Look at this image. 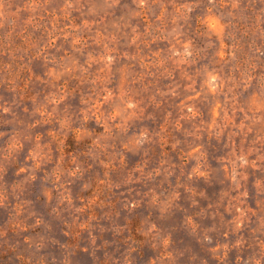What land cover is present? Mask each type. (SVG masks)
I'll list each match as a JSON object with an SVG mask.
<instances>
[{
	"label": "rangeland",
	"instance_id": "obj_1",
	"mask_svg": "<svg viewBox=\"0 0 264 264\" xmlns=\"http://www.w3.org/2000/svg\"><path fill=\"white\" fill-rule=\"evenodd\" d=\"M188 2L161 0L148 11L133 0H50L43 9L5 0L0 38L12 50L0 51V107L9 108L0 112V148L13 140L21 147L12 178L0 180V231L11 241L0 244V261L16 241L32 240L54 248L61 264L85 261V246L110 245L147 252L148 264L256 258L264 243V16H228L229 0H216L215 16L207 17V0H190L187 22L177 19ZM226 20L223 32L213 30ZM177 25L196 48L194 63L167 59L174 46L167 34ZM205 67L227 78L215 116L219 139L212 99H191ZM102 89L136 98L140 110L128 124L146 125L148 143L122 138L119 122L109 134L92 108ZM188 107L197 113L191 119ZM234 152L250 162L239 170L246 177L239 188L229 179ZM77 164L81 175L72 177ZM129 200L138 203L132 212L123 206ZM152 224L156 233L148 232ZM34 264L48 261L40 256ZM99 264H110L107 251Z\"/></svg>",
	"mask_w": 264,
	"mask_h": 264
},
{
	"label": "clouds",
	"instance_id": "obj_2",
	"mask_svg": "<svg viewBox=\"0 0 264 264\" xmlns=\"http://www.w3.org/2000/svg\"><path fill=\"white\" fill-rule=\"evenodd\" d=\"M63 2L65 6L70 4V0H63ZM117 2L118 0H112V3ZM133 2L136 3L140 9L151 11L152 7L157 5L158 2H161V0H133ZM229 2L231 10L227 13L228 16L235 15L237 17H245L249 21L252 20L253 17L264 16V0H229ZM32 3L34 5L38 4L40 8L43 9L45 5H50V0H32ZM207 3L210 7H207L206 16L214 17L215 13L213 9L216 7V0H207ZM193 7H195V5L189 0L188 3L183 5V8L186 9V11L178 10L179 16L177 19L183 18L185 22H187V13L191 12ZM4 14L5 0H0V29L4 28V23L2 22ZM217 24H219V21L214 23L213 30L223 32L225 28L230 26L231 21L226 20L223 25H219V29L216 27ZM182 26L183 25H177L172 27L171 32L167 34V36H171L174 41V46L169 50L171 55L167 56V59L176 63L177 66L194 63L196 55V48L194 47L192 40L184 32L180 31ZM167 36L165 39H167ZM9 45L10 41L0 38V51H11L12 49H10ZM102 59L105 60L108 65H111L114 61V57L107 54L102 57ZM189 86L192 88L193 92H195V88L191 84ZM226 88L227 78L223 73L214 67H205L201 78V90L200 92H195V95L191 97V99H196L200 97L201 94H204L206 97L212 99L213 103L211 106L214 112L212 128L213 131H215L217 139L220 138L223 129L220 124L216 123L215 116L219 115L217 110L223 111L222 104L218 101L221 93H224ZM228 91L230 92L231 89H228ZM169 92L173 96L176 95L174 88L169 89ZM261 96L264 97V93H261ZM226 102L227 101H225V103ZM101 105H103V111H100ZM182 107L187 106L184 105ZM92 108L99 113L97 117L98 120L109 125V134H111L113 126L119 122L121 127L118 129V134L125 139L131 137L137 147L145 145L152 139L151 134L147 130V126L142 122L138 124H128V121L135 117L136 113L140 110L138 101L129 92L102 89L97 92L96 102L92 105ZM0 112L7 113L9 112V108L0 107ZM188 113L190 114V119L197 115L194 107H188ZM125 124H128V126L123 127ZM216 129H220V131H216ZM4 135V132H0V137H3ZM93 143L95 145L97 142L94 141ZM20 147L19 141L13 140V142L7 147L0 148V180L5 177L8 179L12 178L11 173L14 171L12 168V160L15 158V154L19 152ZM194 151L199 152V149H194ZM132 155L135 156L136 153L133 152ZM29 158L31 160H36L37 154L34 152L29 153ZM249 163L248 156L245 153H233V158L230 160L231 172L229 179L237 188L240 187L242 180L246 179L239 170L249 165ZM19 171L27 173L30 170L28 168H21ZM68 174L72 177L81 175L80 165L77 164ZM196 174L197 172L193 173V175ZM198 174L201 176L205 175L203 171H199ZM16 175H19V173H16ZM191 178L192 176L189 177V179ZM57 179H59V177H57ZM80 187L82 190L87 191L89 185L82 182ZM244 195H247V193H244ZM5 200L6 196L4 192L0 190V206L4 205ZM123 206L126 211L132 212L137 209L138 203L135 200H129L125 201ZM240 228L241 223L237 222L236 229ZM157 231L155 224H152L148 228L149 233H156ZM205 239L207 240L209 237L205 236ZM2 243H11V241L3 231H0V244ZM166 244L167 241H165V245ZM236 246L238 248L243 247V242L237 241ZM225 249H227V245H225ZM106 251L108 253L110 264H148V260L151 259L147 252H145L143 256L135 255L131 245H129L128 250H125L120 245H110L107 249L93 247L92 251H89V247L85 246L83 248V254L87 259L85 261L78 260L76 264H99L100 260L104 258ZM40 256H44L48 261V264H61V258L56 256L54 248L46 247L35 240L25 241L23 243L16 241L12 254L9 255L5 261H0V264H22L23 257H28V264H34V261ZM262 260H264V243H262L261 248L256 252V258H253L252 256H249L247 259L241 258L239 264H261Z\"/></svg>",
	"mask_w": 264,
	"mask_h": 264
}]
</instances>
